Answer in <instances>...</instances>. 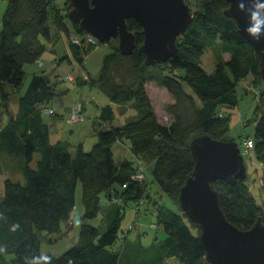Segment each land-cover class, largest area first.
Wrapping results in <instances>:
<instances>
[{
  "label": "trees",
  "instance_id": "obj_1",
  "mask_svg": "<svg viewBox=\"0 0 264 264\" xmlns=\"http://www.w3.org/2000/svg\"><path fill=\"white\" fill-rule=\"evenodd\" d=\"M187 1L192 4V0ZM68 3L69 0H65L61 7L57 0H8L0 30L1 103L8 111L10 95L4 84L9 83L16 89L21 86L24 66L38 61L46 49L41 37L52 42V25L69 35L73 57L82 65L88 52L99 43L87 40V34L71 18ZM193 4L196 9L178 40L177 58L146 65L145 54L138 50L144 39L142 27L134 19L127 21L136 34L137 47L132 54H123L118 48V39L111 40L113 49L103 58L97 83L112 102L137 108L138 117L124 126L98 130L97 142L89 151L83 144L71 151L66 141L52 142L43 108L59 93L43 75L32 77L26 92L19 97L17 113H12L9 122L0 129V153L24 151L26 159L22 166L23 182L10 177L3 180L0 264H25V257L45 255L41 252L39 232L62 230V222L71 217L76 204L79 185L83 214L78 242L58 257L47 255L51 257L50 264H122L123 253L109 248L118 238H126V232L121 229L123 211L119 201L140 204L147 186V179L138 182L131 178L137 164L127 158L115 160L113 145L124 138L130 140L135 156L153 160L156 181L178 208L158 207L156 225L165 230L164 239L150 246L127 240L125 249L133 246L138 253H152V264H167L168 257H177L182 264L208 262L199 237L200 227L182 209L179 199L181 187L195 167L191 141L202 134L233 140L223 138L229 121L222 107L239 103L237 86L247 76L252 75L255 83L263 78L256 50L239 33L235 19L223 13L229 2L196 0ZM67 19L76 33L70 32ZM73 35L81 42H74ZM210 46L217 48L212 72L202 65V56ZM223 53H228L229 58H224ZM159 68L160 73L154 74ZM152 79L158 80L174 98L166 104L171 115L168 123L158 120L148 94L146 83ZM84 80L88 77L81 78ZM262 101L257 107L260 111ZM113 118L112 105L102 106L99 119L108 122ZM248 137L250 135L242 141ZM252 137L253 156L262 161L264 113L257 119ZM35 153H39V158L33 166ZM247 177L248 172L245 179L233 185L222 180L212 182L225 215L242 229L251 228L259 216L264 219V198L261 203L256 201ZM102 196L109 202L104 209V232L91 223L102 210ZM14 224L19 225L15 230L12 229Z\"/></svg>",
  "mask_w": 264,
  "mask_h": 264
},
{
  "label": "rangeland",
  "instance_id": "obj_2",
  "mask_svg": "<svg viewBox=\"0 0 264 264\" xmlns=\"http://www.w3.org/2000/svg\"><path fill=\"white\" fill-rule=\"evenodd\" d=\"M195 1L192 0L191 4L193 11L196 9V3L193 4ZM57 2L63 7L65 0H57ZM7 4L8 0H0V30ZM67 22L70 32L76 33L68 19ZM52 35V42L41 37V42L46 45V49L38 61L27 63L24 66L25 77L21 86L16 89L9 83L4 84L5 91L10 95V112L2 106L0 90V129L9 122L12 113H17L19 97L26 92L32 77L35 74H39L48 78L54 84L56 88L55 92L60 95L50 104L54 112L51 114L45 113L46 115H44L45 121L51 127L52 142L66 141L69 143L71 151H74L77 144L82 142L84 149L89 151L97 142V136H93L94 133L92 131L93 118L100 114L102 106L112 103L105 91L98 85L97 80L101 71L103 58L113 48L110 43H98L85 56L82 65L73 57L69 35L65 31L58 30L53 25ZM217 43H219L218 40L216 41ZM216 49L210 46L202 56V65L209 72L215 69L217 61L215 56ZM223 57L227 59L229 58V54L223 53ZM159 70L160 68L154 74H159ZM69 75L73 76L72 80L67 78ZM82 77L86 79L88 77V80L81 81ZM91 80L94 84H91ZM146 88L158 120L162 123H168L171 115L166 110V104L174 101L173 96L156 79L148 80ZM186 88L189 92H192L191 88L187 86ZM237 92L239 103L233 107H222L225 117L229 121L228 131L224 133L223 138L238 141L243 150V137L254 135L257 119L264 113V79L261 82L255 83L253 76L249 75L238 84ZM71 100L72 106L83 105L82 117L72 123L68 121V113H65L64 108L57 109L54 107V105H57L56 101L68 104ZM261 101L263 102V107L260 111L257 107ZM113 110L114 118L105 123H98L97 127L106 130L110 126H124L126 122L136 120L138 117L137 108L131 104L118 107L117 103H114ZM113 151L117 162L127 158L145 168L147 186L140 204H125L123 201H119V205L123 211L121 229L126 232V238H118L109 248L121 254L123 253L122 264H152L154 260L152 253L148 251L138 253L133 246L130 249H125L124 242L127 240L140 241L144 246H150L154 241L164 239L166 237L165 230L161 225H156L158 223V207L166 205L174 210H178V208L171 203L169 197L162 191L159 183L156 181L152 172L153 160H144L145 158L135 156L131 150L128 138L114 143ZM37 158H39V153H35V159L32 162L33 166L36 165ZM244 158L248 172L246 182L250 185L256 201L261 203L263 201V194L260 179L263 177V167L254 156L251 158L249 155L244 154ZM25 160L24 151L11 154L0 153V197L2 196L4 178L10 177L22 182L25 180L22 173V166ZM108 204V200L102 196V210L96 218L91 220V223L98 226L101 232H104L106 229L104 209H106ZM82 214V189L81 185H79L76 192V204L71 217L62 222V230L53 233L47 231L39 232L41 252L45 255L50 254L58 257L75 245L80 235ZM194 230L196 231L195 228ZM165 262L167 264H182L177 257H168ZM203 264L210 263L204 262Z\"/></svg>",
  "mask_w": 264,
  "mask_h": 264
},
{
  "label": "water",
  "instance_id": "obj_3",
  "mask_svg": "<svg viewBox=\"0 0 264 264\" xmlns=\"http://www.w3.org/2000/svg\"><path fill=\"white\" fill-rule=\"evenodd\" d=\"M227 1L223 13L235 19L239 33L256 50L264 79V23L258 34L249 35L245 28L255 23L250 21V11L240 9V0ZM68 7L71 18L86 34L99 43L118 39L123 54H132L137 47L136 34L127 22L136 20L144 36L138 50L145 54L148 66L178 57V40L193 17L187 0H69ZM191 151L195 167L181 187L179 199L182 209L200 227L206 259L210 264H264L263 217L249 229L239 228L225 215L212 186L217 180L233 185L246 178L247 165L238 141L202 134L192 139Z\"/></svg>",
  "mask_w": 264,
  "mask_h": 264
},
{
  "label": "built area",
  "instance_id": "obj_4",
  "mask_svg": "<svg viewBox=\"0 0 264 264\" xmlns=\"http://www.w3.org/2000/svg\"><path fill=\"white\" fill-rule=\"evenodd\" d=\"M73 38V41L74 42H81L80 38L78 36H72ZM86 38L88 41L90 42H96V38L91 36V35H86ZM68 79L72 80L73 79V76L72 75H69L67 77ZM82 108H83V105L82 104H79V105H74L72 107L69 108L68 110V121L70 123L72 122H76L78 119H80V117H82L81 115V112H82ZM43 112L44 113H53L54 112V109L53 107H50V105L48 106H45L43 108ZM253 147H254V139L252 136L248 137L247 139H245L243 141V150H242V153L243 155L244 154H247L249 155V157H253ZM242 149V147H241ZM260 164L262 165L263 167V172H264V160L262 161H259ZM132 180L134 181H138V182H144L146 179H147V176H146V172H145V168L142 166V165H136V170L135 172L132 174L131 176ZM260 183H261V186H262V194H263V198H264V177H262L260 179Z\"/></svg>",
  "mask_w": 264,
  "mask_h": 264
},
{
  "label": "clouds",
  "instance_id": "obj_5",
  "mask_svg": "<svg viewBox=\"0 0 264 264\" xmlns=\"http://www.w3.org/2000/svg\"><path fill=\"white\" fill-rule=\"evenodd\" d=\"M239 7L242 11L248 9L250 11V21L255 23L251 26H246L245 31L249 34H258L261 30V24L264 20L261 19V13H264V0H240ZM253 38L259 40L258 35H253ZM19 225H13L12 229L15 230ZM3 250V249H0ZM51 257L47 255L25 257V264H50Z\"/></svg>",
  "mask_w": 264,
  "mask_h": 264
},
{
  "label": "crops",
  "instance_id": "obj_6",
  "mask_svg": "<svg viewBox=\"0 0 264 264\" xmlns=\"http://www.w3.org/2000/svg\"><path fill=\"white\" fill-rule=\"evenodd\" d=\"M58 96H60V95H57L51 102H50V104L58 97ZM56 104L57 105H54V107H56L57 109H60V108H64V110H65V113L67 114L68 113V110H69V108L73 105V103H72V100L70 101V103H68V104H62L61 103V101L60 102H57L56 101ZM108 104H111L112 105V107H113V109H114V103L112 102V103H108ZM116 104V103H115ZM68 105V106H67ZM126 105H129V104H119V103H117V106L118 107H120V106H126ZM99 113V112H98ZM97 113V114H98ZM100 115V114H99ZM99 115L98 116H95L94 118H93V123H92V131H93V136H97V132H98V130H100L101 128H99V127H97L98 126V123H105L104 121H101L100 119H99ZM100 120V121H99ZM50 130H51V127H50ZM115 143H117V141L115 142ZM79 144H83L82 142H80V143H78L77 144V146L79 145ZM77 146H76V148H77ZM83 146H84V144H83ZM75 148V149H76ZM74 149V150H75ZM115 154V153H114ZM114 157H115V155H114ZM21 181V180H20ZM2 193H3V188H2Z\"/></svg>",
  "mask_w": 264,
  "mask_h": 264
}]
</instances>
